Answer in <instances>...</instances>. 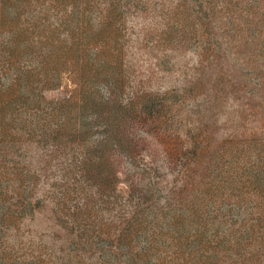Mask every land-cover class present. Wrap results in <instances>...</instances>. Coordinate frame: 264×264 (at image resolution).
Segmentation results:
<instances>
[{"label": "rangeland", "instance_id": "obj_1", "mask_svg": "<svg viewBox=\"0 0 264 264\" xmlns=\"http://www.w3.org/2000/svg\"><path fill=\"white\" fill-rule=\"evenodd\" d=\"M0 264H264V0H0Z\"/></svg>", "mask_w": 264, "mask_h": 264}]
</instances>
